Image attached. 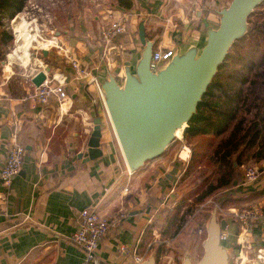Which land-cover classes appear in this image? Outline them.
<instances>
[{"label": "crops", "instance_id": "obj_1", "mask_svg": "<svg viewBox=\"0 0 264 264\" xmlns=\"http://www.w3.org/2000/svg\"><path fill=\"white\" fill-rule=\"evenodd\" d=\"M176 4L178 0H132L130 8L117 4L113 13L128 16V29L115 38L114 48L105 57L99 37L103 20L98 14L92 17L91 26L98 30L94 29L91 40L85 35L77 37L75 32L64 43L59 33L55 39L60 49L42 48L46 61L35 60L38 63L32 69L39 71L50 66L47 77L52 73L68 74L65 88L72 104L67 111H59L54 99L38 104L28 98L35 86L32 69L0 72V169L12 144L25 147L19 172L8 183L0 177V264H83L84 253L72 241L71 234L77 226L78 211L85 207L94 208L111 223L107 236L95 250L97 264H135L136 256L142 260L147 257L148 248L141 245L143 234L151 226L155 237L158 222L164 221L162 206L177 163L162 153L135 171L128 169L106 115L102 90L100 93L98 84L88 76L73 77L65 50L75 54L97 80L112 73L122 82V63H134L142 48L136 35L141 20L154 47L182 49L202 43L206 29L212 26L206 24L205 33L200 35L201 25L195 26L190 17L185 19L183 9H174ZM89 6L85 5L78 14L80 23L86 20ZM194 11L199 16L200 9ZM134 13L138 15L135 19ZM84 28L88 30L86 36L90 35L89 26L82 25ZM62 31L68 33L67 29ZM96 115L102 120V153L95 158L80 156L87 148ZM261 161L264 163V159ZM263 184L264 180L258 186ZM232 187L234 197L254 189L246 190L236 182ZM225 220L229 239L223 244L231 255L240 250L236 242L240 227L233 219ZM247 236L250 247H242V252L255 255L253 249H264V224L253 225ZM121 245L128 247L126 254L118 252ZM261 254L264 259V251Z\"/></svg>", "mask_w": 264, "mask_h": 264}, {"label": "water", "instance_id": "obj_2", "mask_svg": "<svg viewBox=\"0 0 264 264\" xmlns=\"http://www.w3.org/2000/svg\"><path fill=\"white\" fill-rule=\"evenodd\" d=\"M262 1L230 0L217 10L218 25L206 29L202 43L176 49L156 72L149 68L154 41L147 38L144 21L138 23L142 48L134 63L129 60L122 63V82L112 73L97 80L107 118L130 171L161 155L176 139V130L181 128L183 131L232 43L247 31L249 14ZM49 70L50 66H46L36 72L31 78L34 85H39ZM101 123L100 115L92 119L87 148L80 156L95 158L102 153ZM226 225L225 219H219L215 207L207 222L201 257L195 263L186 254L181 264H229L231 255L220 241ZM138 264H156L154 254Z\"/></svg>", "mask_w": 264, "mask_h": 264}, {"label": "trees", "instance_id": "obj_3", "mask_svg": "<svg viewBox=\"0 0 264 264\" xmlns=\"http://www.w3.org/2000/svg\"><path fill=\"white\" fill-rule=\"evenodd\" d=\"M26 2L0 0V45L12 39L8 21ZM116 3L124 8L132 6V0H116ZM263 5L264 0L257 7ZM254 11L247 18L252 26L232 43L182 131L183 140L191 146L184 174L196 168H212L206 170L184 201L194 196L192 203H201L215 191L230 186L242 164L250 159L256 162L264 159V12ZM263 197L264 184L222 205ZM181 207L182 204H178L166 222V232L173 229L171 236L178 233L188 214L193 212L191 206L183 211ZM152 241L149 226L141 242L148 248L147 255L154 249ZM159 255L156 249V263L160 261Z\"/></svg>", "mask_w": 264, "mask_h": 264}, {"label": "rangeland", "instance_id": "obj_4", "mask_svg": "<svg viewBox=\"0 0 264 264\" xmlns=\"http://www.w3.org/2000/svg\"><path fill=\"white\" fill-rule=\"evenodd\" d=\"M229 2L230 0H178V4L174 6V9L178 10V7H180L184 11L185 19L190 17L195 20V26L201 25L200 35H203L205 33L204 26L206 24L217 27L219 21L217 10L226 6ZM85 5H90L89 9L91 10L87 11L86 20L84 19L82 23H80L78 14L82 13L81 9L84 8ZM116 6H118L116 0H27L22 10L15 14L13 17L14 19L12 18L8 21L7 28L12 34V39L8 43L0 45V72L3 70H31L34 64L38 63L35 62V60H40V62L45 63L46 59L42 57L38 47L40 45L41 48L45 49L48 47L56 51L58 46H53L51 44H55L54 42L57 44V39H51V37L59 35V33L61 41L64 43L69 42L70 37H72V34L75 35V32H77V37H83V35H85L86 39L88 38L91 40L94 37V29L96 31L98 30V27L91 26L93 15L98 14L99 17H101L99 20H104L108 12L116 10ZM135 6V10L137 11L139 9V3H136ZM195 8L200 9L199 16L196 15L194 11ZM255 10V13L264 12V5L262 7H256ZM119 14L122 15L121 12H119ZM135 15L134 13V19L138 16ZM98 23L100 24V21ZM248 24L249 27L252 26V22L249 20ZM82 25L89 26L90 35L86 36L85 31L87 32L88 30H85V28L83 30ZM71 27L73 30H69ZM63 29H67L68 33H64L62 31ZM136 35L138 37V33H136ZM51 40L53 42H51ZM16 53H18V55ZM11 54L12 56H10ZM6 65H9V67ZM175 138L176 139L165 149V154L163 152V155L171 157L173 162L177 163L174 169L175 175L170 183L171 187L169 188L167 200L162 206L163 209L161 214H163L162 217L164 221L161 222V224L158 222L157 225L160 226L157 229L155 237L152 234L153 252L149 253L146 257L148 258L150 254H154L155 249H159L160 261L156 264H181L186 254L196 263L201 257V245L206 235L208 219L212 210L217 205L222 209H218L219 219L230 218L229 215H225L224 213L225 210L231 206L238 209H242V207H247L248 205H257L264 208V197L254 201H243L241 203L229 201L225 205H222V203L228 199H234L233 195L235 193L232 191V186L234 182L237 184L242 181L245 166L253 165L258 169L262 168L259 174V180L246 190L253 187L255 188V186L260 185L264 180V163H261V160V162H256L253 159L248 160L238 168L237 176L231 184L232 186L230 185L215 191L214 194L212 193L201 203L193 204L192 202L195 199L194 196H188V199L184 201V197L189 195L196 183L204 176L206 170L212 168H196L197 170H192L190 174L185 175L184 170L188 164L189 158L188 160L182 159V157H179V154L185 156L184 146L186 145L189 147L190 151L191 146L188 142L183 140V138ZM157 164L158 163H156L155 166H157ZM178 204H182V211L187 206H191L193 212L188 214L185 223L178 233L171 236L173 229L171 232H166L165 225L172 211ZM252 251L255 252V255L251 253L246 255L243 252L244 256L247 258L245 264H255L254 261L257 249H253ZM230 253L231 250H229V254ZM239 255L240 251L238 253L232 252L229 264H235Z\"/></svg>", "mask_w": 264, "mask_h": 264}, {"label": "built area", "instance_id": "obj_5", "mask_svg": "<svg viewBox=\"0 0 264 264\" xmlns=\"http://www.w3.org/2000/svg\"><path fill=\"white\" fill-rule=\"evenodd\" d=\"M100 29L99 37L102 44L101 54L105 57L110 53V50L114 48V40L117 36L124 34L128 29V16L127 15H116L113 12H108L105 15ZM12 19V18H11ZM14 19V18H13ZM55 38L52 36L51 39ZM51 44L53 46L60 45L54 42ZM33 46V45H32ZM38 49L41 51L39 45ZM67 52V58H69L70 65L74 72V78H82L88 76L91 81H95L98 84L97 78L95 75L91 74V71L82 65L79 59L75 54H71L70 50H65ZM176 52L175 47H154L152 54L149 60V68L152 72H156L161 68ZM41 68V66H39ZM34 75L36 69H32ZM43 70V69H42ZM39 84L33 85V89L28 94L33 102L38 104H46L51 99H54L58 103L59 111L65 110L71 106V100L68 97L67 91L65 89V84L68 78V74L60 72L58 74H53L47 77ZM33 84V83H32ZM100 93L101 88L98 84ZM182 139V137H179ZM183 150V149H182ZM185 156H181L182 159L188 160L190 156V149L186 145L184 146ZM25 147L21 143H14L8 148L7 156L5 162L3 163L0 169V177L5 183H8L11 178L19 172L21 169L23 159H24ZM260 170L253 165H247L244 167L243 179L237 185L243 188H249L254 185L259 180ZM217 209L220 207L217 205ZM225 215H229V219H233L238 222L240 227V232L237 234L236 242L240 246V255L237 257L235 264H241L244 254L242 252V247H250V241L247 234L252 228L253 225L260 223L264 224V209L257 205H248L247 207H242L238 209L236 207H228L225 210ZM227 219V218H225ZM111 223L102 215H100L94 208L85 207L78 211L77 214V226L71 234L72 241L78 245L83 253V264H97L95 261V250L99 243L107 236ZM229 239V232L225 227L221 231L220 241L221 243L226 242ZM264 251L263 246L257 248V254L255 256V261H260L261 253ZM118 252L126 254L128 252V247L121 245L118 248ZM242 252V254H241ZM142 261V258L136 256L135 264H138Z\"/></svg>", "mask_w": 264, "mask_h": 264}, {"label": "bare ground", "instance_id": "obj_6", "mask_svg": "<svg viewBox=\"0 0 264 264\" xmlns=\"http://www.w3.org/2000/svg\"><path fill=\"white\" fill-rule=\"evenodd\" d=\"M15 31H16V30H15ZM51 42H53V41L51 40ZM14 52H16V51H14ZM14 52H13V53H14ZM16 54L18 55V53H16ZM10 56H12V54H11ZM181 133H182V129H181V128L177 129V130H176V137H178V138H179L180 136L182 137ZM262 257H263V255L261 254V256H260V258H261L260 263H261V264H264V259H263ZM245 262H246V261H245V259L243 258L241 264H245Z\"/></svg>", "mask_w": 264, "mask_h": 264}]
</instances>
